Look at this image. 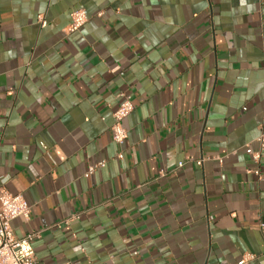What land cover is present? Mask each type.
<instances>
[{"label":"crops","instance_id":"crops-1","mask_svg":"<svg viewBox=\"0 0 264 264\" xmlns=\"http://www.w3.org/2000/svg\"><path fill=\"white\" fill-rule=\"evenodd\" d=\"M263 129L264 0H0V193L35 264H264Z\"/></svg>","mask_w":264,"mask_h":264},{"label":"built area","instance_id":"built-area-1","mask_svg":"<svg viewBox=\"0 0 264 264\" xmlns=\"http://www.w3.org/2000/svg\"><path fill=\"white\" fill-rule=\"evenodd\" d=\"M42 26H46L47 22L43 17H40ZM88 21L87 13L84 9H77L71 14V23L67 28V32L73 33L79 31ZM122 101L118 108L113 113V140L122 145L128 138V129L124 125V120L132 113L134 106L131 95L120 94ZM260 144L259 149L254 150L249 148V154L253 163L260 165L264 151V129L257 138ZM201 164V160L198 162ZM106 161L102 160L88 167L86 176L93 174L96 169L104 167ZM180 166L183 163H179ZM259 174V170H256ZM17 218H23L29 221L31 218V206L22 194H14L3 188L0 193V264H35L36 252L33 246V241L37 237L35 233H29L24 237H17L12 227V221ZM254 258L252 254L243 256L238 264H250Z\"/></svg>","mask_w":264,"mask_h":264}]
</instances>
